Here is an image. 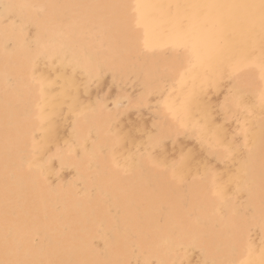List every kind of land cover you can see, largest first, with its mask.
<instances>
[{"label": "snow or ice", "instance_id": "1", "mask_svg": "<svg viewBox=\"0 0 264 264\" xmlns=\"http://www.w3.org/2000/svg\"><path fill=\"white\" fill-rule=\"evenodd\" d=\"M0 8L6 97L13 89H35L43 94L52 86L41 71L49 60H59L66 69L61 85L66 95H72L81 75L95 77L113 70L111 58L87 37L94 25L114 24L119 10L138 25L162 31L171 41L175 63L169 71L149 74L141 85L144 102L155 104L158 112L153 128L143 133L148 150L140 157L127 155L129 137L121 127L120 114L75 99L69 111L76 118L73 133L80 146L73 159L80 162L89 178L110 171L119 174L114 179L155 172L158 178L167 177L177 185L185 182L196 162L211 181L214 201L227 209L222 217L226 227L209 234L198 224L174 220L172 209L161 203L151 209L159 227L144 237L143 247L149 258H72L74 249L64 235L34 213L30 190L19 180L23 171L9 172L18 146L10 150L6 109L0 264H264V0H136L111 4L8 0L0 3ZM98 10L109 14L100 16ZM19 17L27 19L35 33L25 37L17 67H12L9 49L20 45L10 28ZM241 62L255 74L239 77L228 72ZM170 74L179 75L187 84L181 98L164 87ZM105 113L100 125L95 117ZM90 117L87 128L78 126ZM92 128H96L95 135ZM47 131L49 136L56 134L51 118ZM181 139L195 141L204 158L197 160L189 149L178 157L173 153L169 163L155 151H163L169 142L175 148ZM42 150L43 146L33 140L24 159L26 170L35 171L41 178L44 167L38 157ZM44 193L53 203L70 195L50 184ZM133 211L142 214L149 210L137 207ZM237 253L246 258L237 259Z\"/></svg>", "mask_w": 264, "mask_h": 264}, {"label": "rangeland", "instance_id": "2", "mask_svg": "<svg viewBox=\"0 0 264 264\" xmlns=\"http://www.w3.org/2000/svg\"><path fill=\"white\" fill-rule=\"evenodd\" d=\"M45 1L46 0H34L32 2L33 3H43V2L44 3H80L81 2V3L90 4V1H91V4H111V3H118V2L119 3H133L132 0H129V1H127V0H119V1L118 0H110V1H108V0H100V3H98L97 0H87V1L84 0V2H83V0H72V1L71 0H60V1L59 0H47L46 2ZM102 12H106V11L98 10V14L100 16H104V15H108L109 14L108 12H106L103 15ZM0 13H1V8H0ZM117 13H118V16H116L117 19H116V22L114 24L103 23L104 28H101V29L98 28L97 25H94L93 28H91V32L88 35V38L87 39H89V42L91 44L93 43L92 45L94 47H96V48L98 47L100 50H104L105 51L104 53H106L107 55L108 54H110V55L112 54L111 55L112 58L109 55H108V57L111 58L113 60V63L116 64L117 66H123L128 74L125 73L126 75L124 74V75L118 76V75H113V72L112 71H109L108 70L109 73H108V71H105L100 76L99 79L96 78V79H92L90 81L89 88L87 89V91L85 93H83V95H82V93L80 94V92H79V94H80L79 95V98H80V100L86 101L87 103H89L93 107H103L106 110V112H111L112 114H116V111H117V113L121 114L120 115L121 118H122L121 119V127L123 128V130H124V132L126 134H130L133 137V140H134V142L137 145L136 148H133L132 147L131 150L133 149V151L138 154V157H140L142 153H145L148 150L145 147L144 143H143V141L147 139V137L144 136L143 133L144 132H147V131H150L153 128L154 123H156L155 121L158 119V114H157V111L155 109L156 108V105L155 104H152V106L151 105L149 106L148 103L145 105L146 102H144V100L142 98L143 97V91L144 90L141 87V85H142L141 82H143V80L149 74H155V73H157L159 71H161L160 73H163L165 71L170 70L171 67L173 66V64L175 63V56L173 55V52L171 50V41L170 40H167V43H166V41L163 42V43H160V44H158L157 46H155L153 48L146 47L143 44V42H142L141 32H140V30H138L136 28V26L134 24V21H132V20L129 19L127 13L124 10H119V12H117ZM117 13H116V15H117ZM41 15H43V13H41ZM122 24H124V25H122ZM0 26L1 27L3 26V23L2 22H0ZM122 28H124V30ZM133 29L135 31H133ZM24 30H27L26 33H23L21 31H17L16 32L17 37H19V39L21 38L20 39V42H19V45H20L19 48H18V46L16 44H14L12 46V48L9 49V55L12 56V57L9 56V58L10 57L13 58V59L10 58V60H9V64L12 67H17V58H18V56L23 51V49L21 50V48H23V46H24V40H23L24 37L30 38L31 35H34V32H35L34 31L35 28L33 26L32 27L31 26L28 27V25L25 28H23V31ZM132 32H133V34H132ZM23 34H24V37H23ZM108 34H109V36H108ZM121 35L122 36H125V37L123 38ZM133 35H134V37H133ZM90 37H92V39ZM132 37L134 38L135 41L133 40ZM119 41H120V43H119ZM30 42L31 41L29 39V43ZM100 43H101V45H99ZM134 43H138L139 46H138V44L136 45ZM0 45H1L0 46V54H1L0 55V58H1V60H0V76H1L0 77V84H1L0 85V106H1L0 107V119H1L0 120V191H2L3 182H4V176H5V163L6 162L4 161L5 160V156H4V146H5V135H6V129H5V112H6V108H7L8 125L11 124V123H13V124L9 125L8 126V129H7L8 135L10 137V150L15 149L16 146H18V151H19V152L18 151L17 152L16 151L13 152L12 159L9 162V172L11 174L16 169H20L21 171H23L24 174H23L22 177H19V180L21 181V184L23 183V186H24V188L26 190H30V198H31V203H32V208H33L34 213L44 223H46L47 225H49L52 229L55 230L56 228H58V229H56L57 232H59V233L60 232L61 233L63 232L64 233V234L63 233L62 234L65 237V241L67 243H69L72 248L74 247V252L72 254V258H76V257L77 258L78 257L80 258L81 257V258H84V259H109V258L111 259V258H116L117 257V258H125V259L131 260V261H135V260H141L142 261V260L145 259L144 254L145 255L147 254L146 255V258H148L149 257L148 254L149 253L143 247L144 242H145L144 241V237H145L144 235H146L148 233L149 229H150L149 232H153V231L155 232L158 229V226H159L158 225V222L156 220L155 214L151 211V209L154 206L159 205L161 203L164 204V205L165 204L167 205V203H168L169 207H171V209L173 211V214L175 215L174 216V220H176V221H180V222L187 223V224H192V223L193 224L195 223V224H198V225L200 224L199 226L203 227L204 229H208L207 231H209V234L218 233L219 231H221L222 228H224L223 227V223L225 221L222 219V217H224V214L223 213H220L219 210L215 209L216 206H217V203L213 199V196H212V193H211V186H210V183H208L209 182L208 179L206 177H203V176H200V175L194 176V173L189 174L188 178L185 180V182L182 185H177V184L173 183L167 177H164L165 179L164 178H162V179L161 178H157L158 175L155 172L148 173V176H147V172H146L143 175H140V174H132V175H129V177L128 176H120L119 179H114V176L119 175V174L118 173L115 174L113 171H111L112 173L109 172L108 174H106V176L104 174L100 178V180L103 179V181H104V183H105L106 186H108L110 188H113L115 190L116 196H114V198H115L114 202H116L117 204H116V207H114L115 209L112 208V207H110L109 205L112 202L111 197L109 196V197H107V198L104 199L101 195H97L98 192H96L95 187L93 186V182H92L93 181L92 179H93L94 175L90 179L89 176H87V173L83 170V166L80 164V162L75 161L73 159V156H74L75 152L69 150V148L73 145L72 143H74V141L75 142L79 141V140L76 139V137H75V135L73 133V126H75L76 123L74 124V118L75 117L73 115H71L70 112L67 114V116H65L66 119H65V121L61 125V128L59 130V134H58L59 138H57V140L55 139L52 142H49V143L47 142L46 143L47 150L43 154L44 157H43V155H40L39 154L38 159L43 164V167H44V176L42 178L39 177V176H37L36 173H35V171H33L32 173H29L26 170V165L24 163V159H25V157H24V151H27V148L33 142V139H35V141L38 142V143L41 140L40 141V144L41 145H42V142L44 140L42 133L38 131L40 129L39 127L41 126V124H40L41 123L40 122V120H41V111L38 108L40 106L39 102H41V99H40L41 93L39 91L35 90V89H33L31 92H24L22 89H13V90L9 91L7 97L5 96V86H4L5 85V81H4V75H3L4 74V71H3L4 70V67L3 66L5 64V52H4L5 49L3 47L4 46V37L1 34H0ZM17 48H18V50H17ZM118 48H120L121 51H118L119 50ZM156 48L157 49L159 48L160 50L159 49L157 50ZM110 49L115 50L114 53H113V50H110ZM162 49H163V51H161ZM109 52H111V53H109ZM156 52H159V53L156 54ZM144 53H146V54H144ZM148 54H149V56H148ZM146 55H147V57H146ZM165 55L167 56L166 58H165ZM169 56H171V57H169ZM125 57H126V59H125ZM142 57H144V58H142ZM139 58H140V60H139ZM119 59H120V61H119ZM154 60H156V61H154ZM133 61L134 62L136 61L137 63L136 62L135 63H132ZM146 61H147V63H145ZM157 61H158V63L156 64ZM11 62H13V63H11ZM132 65H134L133 67L135 69L132 67ZM135 66H137L138 69ZM235 67H236V69H235ZM237 67L238 68L239 67H242L241 70H240L241 73H244L245 71H248L249 74H255V72H254L255 70L254 69H252L250 67L248 68V66L247 65H244V63H242V62L241 63H238L237 65H235L232 68H229L228 69V72H230L232 74L235 72V74L237 76L238 70H239ZM157 69L158 70L160 69V70L158 71ZM134 73H136V74H134ZM137 73L139 74V76H138ZM51 75H52V73H51ZM130 76H132V77H130ZM142 76L145 77V78H143ZM137 77H138V79H137ZM118 78H119V80H118ZM122 78H123L124 81L122 80ZM114 80H115V82H114ZM130 80L132 82H130ZM119 81H120V83H119ZM127 81H128V83H127ZM225 82H227V79L225 80ZM121 83L122 84L124 83V84L122 85ZM129 83H131V84H129ZM119 86H120V88L122 90L119 88ZM164 86L167 88L168 93L172 94L176 98H181V94L182 93L184 94V92H185V90L187 88L186 82L184 80H182V78L179 75H175V74H170L169 75V77L167 78L166 83H165ZM130 90H132V91H130ZM140 90H143V91H140ZM118 91H120V92H118ZM119 93L121 94V96H120ZM132 93H134L136 95L134 96V94H132ZM129 94H131V96ZM105 95H106V97H105ZM137 95H138V97H137ZM118 96H120V97H118ZM217 98L219 100H222V97L221 98L220 97H217ZM21 99H22V101H21ZM8 101H9L10 104L8 103ZM17 101H18V103H17ZM19 102H21V103H19ZM30 102H32V103H30ZM6 103H8V104H6ZM22 103H24V105ZM33 103L36 105V107L34 106ZM14 106L15 107L17 106L18 108L17 107L15 108ZM26 106H28V107H26ZM32 106H34L33 107V110H31V107ZM138 108H139V110H138ZM24 110H25V113L26 114H24ZM37 113H38V116L39 117L37 116ZM16 114L18 116H16ZM105 117H106V113L103 116L100 115V114H97V116L95 117V119L97 121H101V123H103V120L105 119ZM255 118H256V120H258V116H256ZM88 119H86V120L85 119H82L80 121V125L82 126V128H87L89 126V123H90V121H91L92 118L90 117V119L89 120ZM84 121H85V123H83ZM16 127H18V128H16ZM17 130H19V132ZM32 130H34V131H32ZM92 132H93V135H95L94 128H92ZM31 133L32 134L34 133L33 136L31 135ZM31 138H33V139H31ZM29 140L31 142H29ZM67 144L70 145V146H68ZM23 149H25V150L23 151ZM189 149L194 150L195 151V154H196V152L198 150V146H197L196 142L195 141H192V140H184V139H181L180 141L177 142L175 148H173L172 143L169 142V143H167L164 146L163 151H161L160 149H155V151L158 154H160L161 156L166 157L168 159V162L171 163V157H172V154L173 153H175L176 156L178 157L180 155L179 153H181V151L187 152ZM197 156H198V158L200 160L204 158V154L201 153L200 151L197 153ZM17 157H18V159H17ZM52 157H53V159H52ZM57 158L60 159L59 160L60 161L59 163H61V164L58 163V159ZM61 158H62L63 161H65V159H67L72 164L69 163L70 164L69 166H68V164L65 165L62 162ZM17 163H18V165H17ZM16 165H17V167H16ZM76 165H78L79 171H78V167H75ZM72 166H73V168H72ZM47 171L49 172V174H48ZM190 176H192L193 178L190 177ZM69 177H70V179H69ZM85 177H87V179H85ZM123 177L124 178L126 177V178L124 179ZM79 178H81L80 179L81 181L79 180ZM106 178L109 179V180L107 181ZM13 179H17V178L16 177L15 178L13 177ZM137 179L139 180L138 182H137ZM84 181H85V184H84ZM189 181H191V182H189ZM89 183H91V184H89ZM49 184L50 185L53 184L52 185L53 187L57 188L58 190H60L62 192H64V191L66 192V190H67L66 193H68L70 195L66 199H63V200L61 199L59 201V203H57L59 205H57L56 203H53V202H52L53 203L52 204L50 202L51 200L49 201L48 198L46 197L45 193H44V188L47 185H49ZM115 184L117 185V187H116ZM121 184H123V186ZM65 185H67V186H65ZM72 186H74V187L72 188ZM89 186H91V187L89 188ZM76 187L77 188L79 187V188L76 189ZM183 187H184V189H183ZM32 189H34V190H32ZM125 189H127V190H125ZM149 189H151L152 192ZM187 189H190V190H187ZM198 190H200V191H198ZM206 190H208V191H206ZM153 191H154V194H153ZM166 191H168V192H166ZM88 192L90 193V195H89ZM123 192H124L125 195L123 194ZM189 192H190V194H189ZM155 193H156V195H155ZM163 193H164V195H163ZM167 193H168V195H166ZM78 194H79V196H78ZM92 195H94L95 197L92 199L93 201L91 200V202H90V199L91 198H89V197H91ZM122 195H124V197ZM158 195H160V196H158ZM82 196H83V198H82ZM164 196H166V197H164ZM118 197H120L121 199L118 198ZM160 197H163L164 200L162 198H160ZM146 198H148V199H146ZM207 198H209V199H207ZM79 199H81V200H79ZM86 199H87V201H85ZM194 200H196V201H194ZM45 201H47V202H45ZM108 201H109V203H108ZM44 202H45V204H44ZM64 202H65V205H64ZM86 202H88L89 204L86 203ZM209 202H210V204H209ZM212 202H214V203H212ZM78 203H80V204L81 203H84V206H87L89 208L87 210H89V211H93L92 209H94V210L96 209L97 210V214H98V219L95 222L92 221V220H90L87 216H85L81 212V210H80L81 208L78 207V206H80V204H78ZM149 204H150V206H149ZM207 204L209 205V207H207L208 206ZM52 205H53L54 208L52 207ZM56 206H58V207L56 208ZM197 206H198V208H197ZM137 207L138 208H141V209H145V207H146L149 211H147L146 213H142V214L141 213H134V211H132V210L134 208H137ZM75 208H76V211L77 212L74 211ZM59 209H61V211ZM66 209H67V211H66ZM192 209L194 211H192ZM198 209H199V211H198ZM115 210H116L117 214H116ZM121 210L123 211L122 213H124V215L126 214V216H129V217L131 216V228L134 231H136L133 235L132 234H127V235L124 234V235H122L121 232L123 230L120 232L119 228L117 227V224H115L116 223L115 222V218L117 217V215H119V212H121ZM55 211L58 212L59 214L58 213L56 214ZM80 212L82 214H80ZM130 212H131L132 215L130 214ZM193 212H195V214H197V215H195ZM204 212H205V215H204ZM112 213H114V214L111 215ZM127 213H129V214H127ZM61 214H62V216H61ZM137 214H139L140 216L137 215ZM186 215H187V217H186ZM137 216H139V217H137ZM202 218H205V219H203V221H202ZM207 218H209V219H207ZM58 220H59V222H58ZM135 220H137V221L135 222ZM98 221H99V223H98ZM205 221H207L209 223L208 226H206V224L204 223ZM65 222H70V226L68 227V229L66 228V223ZM86 222H88V223H86ZM105 222L110 226L111 229L114 226L113 229L115 231L118 230L116 232V234H115V236H116V239L115 240L117 241V243L116 244H113L111 246V252H112V254H111V256H108V257L105 255V248L104 247L106 246V242L110 244V242L112 243L113 241H115L113 239L115 236H109L108 237V239L111 240L110 242H108V240L100 239L98 237V234H99V232L101 230L100 228L103 226V224ZM144 222H146V223L144 224ZM137 223H139V224H137ZM83 226H84V228H83ZM210 226H211V228H210ZM137 231H138V233H137ZM210 231H212V232H210ZM89 234L90 235L93 234V235L90 236ZM120 234H121V236H120ZM83 235H84V238H83ZM117 235H119L118 237L121 238V239H119L117 237ZM127 236H128V238H127ZM87 237H88V239H87ZM89 238L91 239V241H90ZM94 238L95 239L97 238V239L94 241ZM126 239H129V240H127L128 242L126 241ZM81 241H82V243H81ZM93 241H94V244H92ZM79 242H80V244H79ZM104 242H105V244H104ZM81 244L82 245L84 244L83 246L85 248ZM135 247H136V249H134ZM127 251H129V252H127ZM139 251H143V252L145 251V252L144 253L142 252V254H141V253H139ZM126 252H127L128 255L126 254ZM137 253H138V256H137ZM75 254H77V255H75ZM78 254H80V256ZM237 254H238V256L236 255V258H238V259H240V258H246L244 256V254H242V253H237ZM104 255L106 256V258H103ZM130 256L133 258V260L131 259ZM136 257H137V259H136ZM142 257H144V258H142ZM152 258H154V257H152Z\"/></svg>", "mask_w": 264, "mask_h": 264}, {"label": "bare ground", "instance_id": "3", "mask_svg": "<svg viewBox=\"0 0 264 264\" xmlns=\"http://www.w3.org/2000/svg\"><path fill=\"white\" fill-rule=\"evenodd\" d=\"M1 2L0 3H2V2H8V0H0ZM32 1H34V0H13V2H32ZM47 1V0H46ZM45 1V2H46ZM60 1V0H59ZM72 1V0H71ZM87 1V0H86ZM108 1H110V0H108ZM119 1V0H118ZM127 1H129V0H127ZM133 1V3L134 2H136V0H132ZM83 2H84V0H83ZM97 2L98 3H100V0H97ZM146 2H151V0H146ZM44 3V2H43ZM81 3V2H80ZM96 3V2H95ZM119 3V2H118ZM90 4H91V1H90ZM103 11H105V10H103ZM119 12V11H118ZM1 13H3V9L1 8ZM0 13V14H1ZM103 13V15H104V13H106V12H102ZM124 14V13H123ZM116 16H118V13H117V15ZM123 16V15H122ZM122 18V17H121ZM128 21V20H127ZM123 23V22H122ZM133 23V22H132ZM134 24H135V26H136V28L138 29V30H140V32H141V39H142V42H143V44L146 46V47H148V48H153V47H155V46H157L158 44H160V43H163V42H165L166 41V43H167V40H170L162 31H160L159 29H157L156 27H154V26H151V25H138L137 23H135L134 22ZM28 25V27H30L31 26V24H30V22L27 20V19H25V18H23V17H19V18H17V20H16V23H15V25L13 26V27H11L10 28V32L14 35V38H15V40H17L18 42H20V39H19V37H17V35H16V32L17 31H21V32H23V33H26V31L27 30H24L23 31V28H25L26 26ZM30 25V26H29ZM122 25H124V24H122ZM97 26H98V28H104V25H103V23H99V24H97ZM133 26V25H132ZM32 27V26H31ZM93 28V27H92ZM135 28V27H134ZM135 28V29H136ZM123 30H124V28H122ZM33 30V29H32ZM95 30V29H94ZM117 30V29H116ZM128 30V29H127ZM35 31V30H34ZM98 31V30H97ZM118 31V30H117ZM126 31V30H125ZM133 31H135L134 29H133ZM137 31V30H136ZM30 32V31H29ZM111 32V31H110ZM116 32V31H115ZM139 32V31H138ZM35 33V32H34ZM97 33V32H96ZM101 33V32H100ZM0 34L4 37V26H0ZM106 34V33H105ZM132 34H133V32H132ZM26 35V34H25ZM117 35V34H116ZM138 35V34H137ZM19 36V35H18ZM27 36V35H26ZM29 36V35H28ZM32 36V35H31ZM92 36V35H91ZM108 36H109V34H108ZM120 36V35H119ZM122 36V35H121ZM23 37H24V34H23ZM94 37V36H93ZM100 37V36H99ZM123 38L125 37V36H122ZM133 37H134V35H133ZM132 37V38H133ZM137 37V36H136ZM88 38V37H87ZM91 39H92V37H90ZM96 38V37H95ZM101 38V37H100ZM109 38V37H108ZM97 39V38H96ZM95 39V40H96ZM99 39V38H98ZM113 39V38H112ZM136 39V38H135ZM23 40H25V37H24V39ZM89 40V39H88ZM101 40V39H100ZM109 40V39H108ZM120 40V39H119ZM133 40H134V38H133ZM126 41V40H125ZM135 41V40H134ZM92 42V41H91ZM99 42V41H98ZM103 42V41H102ZM95 43V42H94ZM119 43H120V41H119ZM93 44V43H92ZM98 44V43H97ZM134 44H138V43H134ZM99 45H101V43L99 44ZM98 45V46H99ZM108 45V44H107ZM164 45V44H163ZM162 45V46H163ZM166 45V44H165ZM1 46V45H0ZM104 46V45H103ZM109 46V45H108ZM138 46H139V44H138ZM4 47V46H3ZM160 47V46H159ZM19 48V47H18ZM18 48H17V50H18ZM98 48V47H97ZM121 48V47H120ZM120 48H118L119 50L118 51H121L120 50ZM163 48V47H162ZM169 48V47H168ZM16 49V48H15ZM23 48H21V50H22ZM99 49V48H98ZM106 49V48H105ZM157 49V48H156ZM159 49V48H158ZM157 49V50H158ZM110 50H113V49H110ZM141 50V49H140ZM150 50V49H149ZM160 50V49H159ZM108 51V50H107ZM114 51L115 50H113V53H114ZM123 51V50H122ZM152 51V50H151ZM154 51V50H153ZM161 51H163V49L161 50ZM5 52V51H4ZM18 52V51H17ZM101 52L102 53H104L105 51L104 50H101ZM149 52V51H148ZM165 52V51H164ZM109 53H111V52H109ZM121 53V52H120ZM151 53V52H150ZM159 52H156V54H158ZM104 54H106V53H104ZM119 54V53H118ZM144 54H146V53H144ZM161 54V53H160ZM164 54V53H163ZM162 54V55H163ZM1 55V54H0ZM107 55V54H106ZM109 56H111L110 54H108ZM107 55V56H108ZM114 55V54H113ZM116 55V54H115ZM143 55V54H142ZM9 56H11V55H9ZM117 56V55H116ZM132 56V55H131ZM148 56H149V54H148ZM161 56V55H160ZM12 57V56H11ZM10 57V58H11ZM115 57V56H114ZM134 57V56H133ZM146 57H147V55H146ZM167 56L165 55V58H166ZM169 57H171V56H169ZM10 58H9V60H10ZM111 58H112V56H111ZM142 58H144V57H142ZM149 58V57H148ZM11 59H13V58H11ZM125 59H126V57H125ZM163 59V58H162ZM0 60H1V58H0ZM112 60V59H111ZM139 60H140V58H139ZM149 60V59H148ZM147 60V61H148ZM158 60V59H157ZM161 60V59H160ZM165 60V59H164ZM13 61V60H12ZM113 61V60H112ZM119 61H120V59H119ZM147 61L145 62V63H147ZM154 61H156V60H154ZM159 61V60H158ZM158 61L156 62V64L158 63ZM136 62V61H135ZM134 61L132 62V63H135ZM161 62V61H160ZM11 63H13V62H11ZM16 63V62H15ZM130 63V62H129ZM128 63V64H129ZM137 63V62H136ZM149 64V63H148ZM155 64V63H154ZM144 65V64H143ZM245 65V64H244ZM3 66V65H2ZM126 66V65H125ZM134 65H132V67H133ZM138 66V65H137ZM137 66H135L136 68H137ZM148 66V65H147ZM166 66V65H165ZM4 67V66H3ZM127 67V66H126ZM129 67V66H128ZM243 67V66H242ZM242 67H237L239 70H238V74H237V76H239V77H245V76H247V75H249V73H248V71H245L244 73H241L240 72V70H241V68ZM131 68V67H130ZM134 68V67H133ZM159 68V67H158ZM244 68V67H243ZM247 68V67H246ZM248 68H249V66H248ZM135 69V68H134ZM138 69V68H137ZM235 69H236V67H235ZM144 70V69H143ZM158 70V69H157ZM160 70V69H159ZM158 70V71H159ZM4 71V70H3ZM41 71L45 74V76L47 77V79L51 82V87H49V88H47L44 92H43V94H41L40 95V99H41V102H39V104H40V106L38 107L39 109H40V111H41V120H40V124H41V126L39 127L40 129L38 130L39 132H41L42 133V135H43V138H44V140H43V142H42V145H43V150H42V152L40 153V155H43L44 153H45V151L47 150V145H46V143L48 142H52V141H54L55 139L57 140V138H59V136H58V134H59V130H60V128H61V125H62V123L65 121V119H66V117L65 116H67V114L70 112L69 111V106L71 105V104H73L74 103V100L75 99H79L80 100V98H79V95L82 93V95H83V93H85L86 91H87V89L89 88V85H90V81L92 80V79H99L100 78V76L102 75H97V76H95V77H88V76H86V75H81L80 77H79V79L77 80V82H76V85H75V88H74V90H73V93H72V95H66L65 94V91H64V89L61 87V85L63 84V76H64V73H65V71H66V69H65V67L61 64V62L59 61V60H49L48 62H47V64L46 65H42L41 66ZM109 71H112L113 72V75H118V76H121V75H124L125 73H127L126 72V70H125V68L123 67V66H117L116 64H114L113 63V70H109ZM109 71H108V73H109ZM142 71V70H141ZM169 71V70H168ZM251 71V70H250ZM136 72V71H135ZM159 72H161V71H159ZM255 72V71H254ZM51 73H52V75H51ZM140 73V72H139ZM152 73V72H151ZM128 74V73H127ZM132 74V73H131ZM134 74H136V73H134ZM138 74V73H137ZM141 74V73H140ZM233 74H235V72L233 73ZM4 75V74H3ZM126 75V74H125ZM142 75V74H141ZM236 75V74H235ZM129 76V75H128ZM138 76H139V74H138ZM1 77V76H0ZM130 77H132V76H130ZM143 77V76H142ZM120 78V77H119ZM119 78H118V80H119ZM127 78V77H126ZM129 78V77H128ZM136 78V77H135ZM143 78H145V77H143ZM82 79V80H81ZM137 79H138V77H137ZM122 80H123V78H122ZM142 80V79H141ZM172 80V79H171ZM124 81V80H123ZM114 82H115V80H114ZM130 82H132L131 80H130ZM140 82V81H139ZM117 83V82H116ZM119 83H120V81H119ZM127 83H128V81H127ZM142 83V82H141ZM122 84V83H121ZM124 84V83H123ZM122 84V85H123ZM129 84H131V83H129ZM1 85V84H0ZM5 86V85H4ZM127 86V85H126ZM178 86V85H177ZM165 87V86H164ZM119 88H120V86H119ZM105 89V88H104ZM121 89V88H120ZM143 89V88H142ZM179 89V88H178ZM122 90V89H121ZM126 90V89H125ZM170 90V89H169ZM38 91V90H37ZM94 91V90H93ZM114 91V90H113ZM116 91V90H115ZM130 91H132V90H130ZM140 91H143V90H140ZM79 92H80V94H79ZM106 92V91H105ZM118 92H120V91H118ZM117 92V93H118ZM134 92V91H133ZM137 92V91H136ZM139 92V91H138ZM131 93V92H130ZM20 94V93H19ZM105 94V93H104ZM107 94V93H106ZM114 94V93H113ZM120 94V93H119ZM132 94H134V93H132ZM138 94V93H137ZM21 95V94H20ZM130 96H131V94H129ZM136 94H134V96H135ZM141 95V94H140ZM182 95H183V93L181 94V97H182ZM33 96V95H32ZM120 96H121V94H120ZM120 96H118V97H120ZM3 97V96H2ZM105 97H106V95H105ZM137 97H138V95H137ZM142 97V96H141ZM115 98V97H114ZM143 98V97H142ZM221 98V97H220ZM18 99V98H17ZM105 99V98H104ZM34 100V99H33ZM36 100V99H35ZM118 100V99H117ZM120 100V99H119ZM19 101V100H18ZM18 101H17V103H18ZM21 101H22V99H21ZM29 101V100H28ZM138 101V100H137ZM27 102V101H26ZM8 103H9V101H8ZM8 103H6V104H8ZM19 103H21V102H19ZM25 103V102H24ZM24 103H22L23 105H24ZM30 103H32V102H30ZM38 103V102H37ZM99 103V102H98ZM10 104V103H9ZM34 104V103H33ZM147 103H145V105H146ZM106 105V104H105ZM138 105V104H137ZM140 105V104H139ZM29 106V105H28ZM28 106H26V107H28ZM34 106L36 107V105L34 104ZM34 106H32L31 107V110H33V107ZM130 106V105H129ZM134 106V105H133ZM150 106V105H149ZM152 106V105H151ZM1 107V106H0ZM15 107V106H14ZM17 107V106H16ZM15 107V108H16ZM25 107V106H24ZM30 107V106H29ZM118 107V106H117ZM126 107V106H125ZM146 107V106H145ZM148 107V106H147ZM18 108V107H17ZM21 108V107H20ZM155 108V107H154ZM7 109V108H6ZM24 109V108H23ZM28 109V108H27ZM156 109V108H155ZM36 110V109H35ZM123 110V109H122ZM130 110V109H129ZM128 110V111H129ZM138 110H139V108H138ZM29 111V110H28ZM131 111V110H130ZM144 111V110H143ZM20 112V111H19ZM134 112V111H133ZM12 113V112H11ZM14 113V112H13ZM18 113V112H17ZM23 113V112H22ZM53 113H54V115H53ZM116 113H117V111H116ZM121 113V112H120ZM140 113V112H139ZM24 114H26L25 113V110H24ZM124 114V113H123ZM133 114V113H132ZM138 114V113H137ZM157 114H158V112H157ZM121 115V114H120ZM127 115V114H126ZM151 115V114H150ZM10 116V115H9ZM13 116V115H12ZM16 116H18L17 114H16ZM35 116V115H34ZM37 116H38V113H37ZM258 116V115H257ZM15 117V116H14ZM39 117V116H38ZM13 118V117H12ZM11 118V119H12ZM53 119L54 120V123H55V129H56V134H55V136H49L48 135V131H47V129H48V121H49V119ZM154 118V117H153ZM10 119V118H9ZM90 119V118H89ZM88 119V120H89ZM256 119V118H255ZM1 120V119H0ZM86 120V119H85ZM258 120H259V116H258ZM258 120H257V122H258ZM11 121V120H10ZM157 121V120H156ZM155 121V122H156ZM88 122V121H87ZM38 123V122H37ZM76 123V119L74 118V124ZM83 123H85V121L83 122ZM98 123L100 124V125H102V123H101V121H98ZM11 124H13V123H11ZM11 124H9V125H11ZM39 124V125H40ZM73 124V125H74ZM8 125V126H9ZM37 125V124H36ZM38 125V126H39ZM153 125V124H152ZM37 126V127H38ZM75 126H77V125H75ZM80 128H82V126L80 125V123H79V125H78ZM36 127V128H37ZM74 127V126H73ZM16 128H18V127H16ZM18 132H19V130H17ZM32 131H34V130H32ZM94 131H96V128H94ZM29 133V132H28ZM25 134V133H24ZM34 134V133H33ZM33 134L31 133V135L33 136ZM126 134V133H125ZM29 135V134H28ZM75 135V134H74ZM128 137H129V140H128V142H127V144H126V154L127 155H135V156H137L138 157V154L136 153V152H134L133 151V149L131 150V148L133 147V148H136V143L134 142V140H133V137L130 135V134H126ZM35 136V135H34ZM41 137V136H40ZM62 137V136H61ZM75 137H76V139L77 140H79V138H78V136H76L75 135ZM17 138V137H16ZM35 138V137H34ZM31 139H33V138H31ZM33 140H35V139H33ZM59 140V139H58ZM62 140V139H61ZM75 140V139H74ZM41 141V140H40ZM40 141H39V143H40ZM29 142H31L30 140H29ZM68 143V142H67ZM51 144V143H50ZM56 144V143H55ZM63 144V143H62ZM69 144V143H68ZM67 144V145H68ZM73 145L69 148V150H71V151H74V152H76L77 150H78V148H79V141H77V142H75V144L74 143H72ZM28 145V144H27ZM57 145V144H56ZM68 146H70V145H68ZM197 146H198V144H197ZM55 147V146H54ZM58 147V146H57ZM60 147V146H59ZM64 147V146H63ZM194 149V148H193ZM25 149H23V151H24ZM194 153H195V151L194 150H192ZM200 151V149H199V146H198V150H197V152H196V155H197V153ZM17 152V151H16ZM19 152V151H18ZM51 152V151H50ZM53 152V151H52ZM69 152V151H68ZM73 152V153H74ZM174 152V151H173ZM26 153H27V151H24V157H26ZM17 154V153H16ZM62 154V153H61ZM141 154V153H140ZM180 154V153H179ZM165 155V154H164ZM176 155V154H175ZM178 155V154H177ZM54 156V155H53ZM67 156V155H66ZM43 157H44V155H43ZM47 157V156H46ZM51 157V156H50ZM56 158V157H55ZM17 159H18V157H17ZM52 159H53V157H52ZM58 159V158H57ZM56 159V160H57ZM60 159H58V163L60 162L59 161ZM61 160H62V158H61ZM197 160H200L199 158H198V156H197ZM5 161V160H4ZM22 162V161H21ZM56 162V161H55ZM62 162L66 165V164H68V166L70 165V164H72L71 162H69L67 159H65V161H63L62 160ZM57 163V162H56ZM70 163V164H69ZM59 164H61V163H59ZM17 165H18V163H17ZM17 165H16V167H17ZM21 165V164H20ZM23 165V164H22ZM64 165V166H65ZM21 167V166H20ZM75 167H78V165H76ZM14 168V167H13ZM72 168H73V166H72ZM13 170V169H12ZM71 170V169H70ZM78 171H79V167H78ZM77 171V172H78ZM48 172V171H47ZM62 172V171H61ZM111 172V171H110ZM51 173V172H50ZM112 173V172H111ZM191 173H194V176H196V175H200V176H203V177H206L207 179H208V183H210V186H211V181H210V179L205 175V170H204V168H203V166L202 165H199L198 163H196V162H194L193 163V165H192V167H191V169H190V171L186 174V176H185V180L188 178V176H189V174H191ZM48 174H49V172H48ZM82 174V173H81ZM116 174V173H115ZM114 174V175H115ZM157 174V173H156ZM155 174V175H156ZM78 175V174H77ZM102 175H104V174H99V175H94V177H93V186L95 187V190H96V192H98L97 193V195H101L104 199L105 198H107V197H111V199H112V202L110 203V207H112V208H114V207H116V202H114V200H115V198H114V196H116V193H115V190L113 189V188H110V187H108V186H106L105 185V183H104V181H103V179L102 180H100V178L102 177ZM48 176V175H47ZM50 176V175H49ZM88 176V175H87ZM105 176H106V174H105ZM147 176H148V172H147ZM146 176V177H147ZM74 177V176H73ZM108 177V176H107ZM129 177V176H128ZM190 177H192V176H190ZM15 178V177H14ZM49 178V177H48ZM82 178V177H81ZM81 178H79V180L81 179ZM112 178V177H111ZM124 178V177H123ZM126 178V177H125ZM124 178V179H125ZM158 178V177H157ZM193 178V177H192ZM61 179V178H60ZM69 179H70V177H69ZM85 179H87V177H85ZM91 179V178H90ZM107 179V178H106ZM162 179V178H161ZM165 179V178H164ZM204 179V178H203ZM51 180V179H50ZM64 180V179H63ZM74 180V179H73ZM77 180V179H76ZM109 179H107V181H108ZM157 180V179H156ZM59 181V180H58ZM81 181V180H80ZM112 181V180H111ZM120 181V180H119ZM127 181V180H126ZM139 180L137 179V182H138ZM158 181V180H157ZM164 181V180H163ZM166 181V180H165ZM25 182V181H24ZM73 182V181H72ZM117 182V181H116ZM135 182V181H134ZM189 182H191V181H189ZM188 182V183H189ZM20 183H21V181H20ZM58 183V182H57ZM64 183V182H63ZM82 183V182H81ZM87 183V182H86ZM114 183V182H113ZM136 183V182H135ZM146 183V182H145ZM162 183V182H161ZM172 183V182H171ZM194 183V182H193ZM207 183V184H208ZM25 184V183H24ZM36 184V183H35ZM84 184H85V181H84ZM88 184V183H87ZM89 184H91V183H89ZM117 184V183H116ZM115 184V185H116ZM22 185H23V183H22ZM53 185V184H52ZM58 185V184H57ZM75 185V184H74ZM122 186H123V184H121ZM164 185V184H163ZM55 186V185H54ZM65 186H67V185H65ZM76 186V185H75ZM78 186V185H77ZM130 186V185H129ZM158 186V185H157ZM169 186V185H168ZM185 186V185H184ZM198 186V185H197ZM74 186H72V188H73ZM87 187V186H86ZM91 186H89V188H90ZM116 187H117V185H116ZM125 187V186H124ZM127 187V186H126ZM143 187V186H142ZM150 187V186H149ZM164 187V186H163ZM182 187V186H181ZM180 187V188H181ZM209 187V186H208ZM79 188V187H78ZM77 187H76V189H78ZM140 188V187H139ZM193 188V187H192ZM196 188V187H195ZM206 188V187H205ZM71 189V188H70ZM75 189V188H74ZM122 189V188H121ZM130 189V188H129ZM134 189V188H133ZM132 189V190H133ZM137 189V188H136ZM143 189V188H142ZM148 189V188H147ZM164 189V188H163ZM183 189H184V187H183ZM208 189V188H207ZM210 189V188H209ZM32 190H34V189H32ZM89 190V189H88ZM125 190H127V189H125ZM150 191H151V189H149ZM157 190V189H156ZM187 190H190V189H187ZM201 190V189H200ZM200 190H198V191H200ZM84 191V190H83ZM120 191V190H119ZM145 191V190H144ZM161 191V190H160ZM169 191V190H168ZM168 191H166V192H168ZM181 191V190H180ZM184 191V190H183ZM206 191H208V190H206ZM65 192V191H64ZM66 192H67V190H66ZM65 192V193H66ZM77 192V191H76ZM95 192V193H96ZM126 192V191H125ZM129 192V191H128ZM134 192V191H133ZM152 192V191H151ZM89 193V192H88ZM120 193V192H119ZM132 193V192H131ZM165 193V192H164ZM164 193H163V195H164ZM123 194H124V192H123ZM148 194V193H147ZM153 194H154V191H153ZM181 194V193H180ZM189 194H190V192H189ZM197 194V193H196ZM89 195H90V193H89ZM95 195V194H94ZM94 195H92L91 197H89V198H91L90 199V202H91V200L96 196H94ZM125 195V194H124ZM124 195H122L123 197H124ZM133 195V194H132ZM138 195V194H137ZM155 195H156V193H155ZM162 195V194H161ZM166 195H168V193L166 194ZM179 195V194H178ZM78 196H79V194H78ZM77 196V197H78ZM158 196H160V195H158ZM172 196V195H171ZM209 196V195H208ZM130 197V196H129ZM153 197V196H152ZM164 197H166V196H164ZM180 197V196H179ZM186 197V196H185ZM82 198H83V196H82ZM87 198V197H86ZM118 198H120V197H118ZM141 198V197H140ZM156 198V197H155ZM160 198H162L163 199V197H160ZM169 198V197H168ZM203 198V197H202ZM85 199V198H84ZM121 199V198H120ZM146 199H148V198H146ZM151 199V198H150ZM177 199V198H176ZM207 199H209V198H207ZM211 199V198H210ZM49 200V199H48ZM63 200V199H62ZM79 200H81V199H79ZM97 200V199H96ZM100 200V199H99ZM159 200V199H158ZM164 200V199H163ZM174 200V199H173ZM50 201V200H49ZM76 201V200H75ZM85 201H87V199L85 200ZM84 201V202H85ZM93 201V200H92ZM106 201V200H105ZM151 201V200H150ZM161 201V200H160ZM166 201V200H165ZM194 201H196V200H194ZM200 201V200H199ZM208 201V200H207ZM51 203H52V201H50ZM77 202V201H76ZM103 202V201H102ZM153 202V201H152ZM159 202V201H158ZM86 203H88V202H86ZM105 203V202H104ZM108 203H109V201H108ZM107 203V204H108ZM123 203V202H122ZM127 203V202H126ZM143 203V202H142ZM199 203V202H198ZM205 203V202H204ZM212 203H214V202H212ZM44 204H45V202H44ZM50 204V203H49ZM53 204V203H52ZM57 204V203H56ZM62 204V203H61ZM71 204V203H70ZM78 204H80V203H78ZM89 204V203H88ZM134 204V203H133ZM193 204V203H192ZM209 204H210V202H209ZM57 205H59V204H57ZM64 205H65V202H64ZM74 205V204H73ZM95 205V204H94ZM100 205V204H99ZM121 205V204H120ZM123 205V204H122ZM166 205V204H165ZM167 205H168V203H167ZM166 205V206H167ZM177 205V204H176ZM208 205V204H207ZM55 206V205H54ZM62 206V205H61ZM76 206V205H75ZM125 206V205H124ZM149 206H150V204H149ZM169 206V205H168ZM188 206V205H187ZM44 207V206H43ZM52 207H53V205H52ZM58 206H56V208H57ZM60 207V206H59ZM65 207V206H64ZM79 208H81L80 210H81V212L85 215V216H87L90 220H92V221H96L97 219H98V214H97V210L95 209H92L93 211H89V210H87V209H89L87 206H84V203H81L80 204V206H78ZM77 207V208H78ZM97 207V206H96ZM99 207V206H98ZM192 207V206H191ZM194 207V206H193ZM207 207H209V205L207 206ZM54 208V207H53ZM70 208V207H69ZM74 208V207H73ZM91 208V207H90ZM122 208V207H121ZM126 208V207H125ZM143 208V207H142ZM146 208V207H145ZM171 208V207H170ZM173 208V207H172ZM197 208H198V206H197ZM46 209V208H45ZM44 209V210H45ZM98 209V208H97ZM115 209V208H114ZM117 209V208H116ZM141 209V208H140ZM151 209V208H150ZM185 209V208H184ZM201 209V208H200ZM215 209H217V210H219L220 211V213H223L224 214V216L227 214V209L226 208H223L222 206H220V205H218L217 204V206H216V208ZM54 210V209H53ZM60 211H61V209H59ZM64 210V209H63ZM69 210V209H68ZM109 210V209H108ZM175 210V209H174ZM206 210V209H205ZM212 210V209H211ZM58 211V210H57ZM59 211V212H60ZM66 211H67V209H66ZM74 211L75 212H77L76 211V208L74 209ZM79 211V210H78ZM125 211V210H124ZM129 211V210H128ZM133 211V210H132ZM192 211H194L193 209H192ZM198 211H199V209H198ZM65 212V211H64ZM80 212V214H82ZM114 212V211H113ZM115 212H116V210H115ZM123 211L121 210V212H119V215H117V217L115 218V224H117V227L119 228V230H120V232L122 233V235H124V234H134L136 231H134L132 228H131V216L129 217V216H126V214L124 215V213H122ZM184 212V211H183ZM190 212V211H189ZM206 212V211H205ZM205 212H204V215H205ZM55 213L57 214L58 212H56L55 211ZM176 213V212H175ZM185 213V212H184ZM194 214H195V212H193ZM59 214V213H58ZM63 214V213H62ZM62 214H61V216H62ZM107 214V213H106ZM110 214V213H109ZM108 214V215H109ZM114 213H112L111 215H113ZM116 214H117V212H116ZM127 214H129V213H127ZM130 214H131V212H130ZM187 214V213H186ZM199 214V213H198ZM107 215V216H108ZM132 215V214H131ZM137 215H139V214H137ZM195 215H197V214H195ZM45 216V215H44ZM53 216V215H52ZM81 216V215H80ZM140 216V215H139ZM139 216H137V217H139ZM175 216V215H174ZM192 216V215H191ZM199 216V215H198ZM65 217V216H64ZM68 217V216H67ZM104 217V216H103ZM109 217V216H108ZM186 217H187V215H186ZM204 217V216H203ZM222 217V216H221ZM62 218V217H61ZM102 218V217H101ZM107 218V217H106ZM134 218V217H133ZM191 218V217H190ZM88 219V220H89ZM109 219V218H108ZM147 219V218H146ZM194 219V218H193ZM192 219V220H193ZM203 219H205V218H202V221H203ZM207 219H209V218H207ZM46 220V219H45ZM60 220V219H59ZM59 220H58V222H59ZM100 220V219H99ZM195 220V219H194ZM193 220V221H194ZM57 221V220H56ZM80 221V220H79ZM137 220H135V222H136ZM142 221V220H141ZM53 222V221H52ZM78 222V221H77ZM89 222V221H88ZM88 222H86V223H88ZM156 222V221H155ZM154 222V223H155ZM190 222V221H189ZM196 222V221H195ZM214 222V221H213ZM66 223V228L68 229V227L70 226V222H65ZM93 223V222H92ZM98 223H99V221H98ZM134 223V222H133ZM146 222H144V224H145ZM205 224H206V226H208L209 225V223L207 222V221H205L204 222ZM62 224V223H61ZM82 224V223H81ZM94 224V223H93ZM137 224H139V223H137ZM193 224V223H192ZM195 224V223H194ZM214 224V223H213ZM55 225V224H54ZM59 225V224H58ZM135 225V224H134ZM133 225V226H134ZM141 225V224H140ZM159 225V224H158ZM200 225V224H199ZM220 225V224H219ZM60 226V225H59ZM64 226V225H63ZM113 226V225H112ZM137 226V225H136ZM203 226V225H202ZM213 226V225H212ZM159 227V226H158ZM214 227V226H213ZM219 227V226H218ZM223 227L225 228L226 227V224H225V222L223 223ZM56 228V227H55ZM83 228H84V226H83ZM100 228V227H99ZM113 228H114V226H113ZM111 229L110 228V226L105 222L104 224H103V226L100 228L101 230H100V232H99V234H98V237L100 238V239H104V240H108V242H110L111 240L110 239H108V237L109 236H115V234H116V232L118 231H115L114 229ZM135 228V227H134ZM146 228V227H145ZM144 228V229H145ZM149 228V227H148ZM210 228H211V226H210ZM224 228H222L221 230H223ZM56 229H58V228H56ZM55 229V230H56ZM79 229V228H78ZM215 229V228H214ZM219 229V228H218ZM65 230V229H64ZM76 230V229H75ZM88 230V229H87ZM93 230V229H92ZM148 230V229H147ZM206 230H208V229H206ZM220 230V229H219ZM218 230V231H219ZM83 231V230H82ZM90 231V230H89ZM146 231V230H145ZM149 231H150V229H149ZM148 231V232H149ZM74 232V231H73ZM142 232V231H141ZM154 232V231H153ZM209 232V231H208ZM210 232H212V231H210ZM214 232V231H213ZM61 233V232H60ZM63 233V232H62ZM66 233V232H65ZM137 233H138V231H137ZM145 233V232H144ZM64 234V233H63ZM70 234V233H69ZM77 234V233H76ZM73 235V234H72ZM90 235V234H89ZM93 235V234H92ZM92 235H90V236H92ZM131 235V236H132ZM81 236V235H80ZM88 236V235H87ZM119 235H117V237H118ZM120 236H121V234H120ZM145 236V235H144ZM74 237V236H73ZM83 238H84V235H83ZM119 238V237H118ZM123 238V237H122ZM127 238H128V236H127ZM135 238V237H134ZM87 239H88V237H87ZM86 239V240H87ZM90 239V238H89ZM97 239V238H96ZM95 238H94V241L96 240ZM114 240L116 239V236L113 238ZM119 239H121V238H119ZM75 240V239H74ZM78 240V239H77ZM125 240V239H124ZM127 240H129V239H126V241ZM90 241H91V239H90ZM94 241H93V243L92 244H94ZM128 242V241H127ZM81 243H82V241H81ZM117 243V241L115 240V241H113L112 243L110 242V244L109 243H107L106 242V246L104 247L105 248V255L108 257V256H111V254H112V252H111V246L113 245V244H116ZM74 244V243H73ZM79 244H80V242H79ZM104 244H105V242H104ZM109 244V245H108ZM122 244V243H121ZM135 244V243H134ZM82 245V244H81ZM84 245V244H83ZM82 245V246H83ZM88 245V244H87ZM99 245V244H98ZM125 245V244H124ZM79 246V245H78ZM95 246V245H94ZM122 246V245H121ZM120 246V247H121ZM134 246V245H133ZM84 247V246H83ZM85 248V247H84ZM87 248V247H86ZM126 248V247H125ZM73 249H74V247H73ZM90 249V248H89ZM93 249V248H92ZM101 249V248H100ZM116 249V248H115ZM134 249H136V247L134 248ZM78 250V249H77ZM87 250V249H86ZM94 250V249H93ZM97 250V249H96ZM140 250V249H139ZM117 251V250H116ZM131 251V250H130ZM138 251V250H137ZM136 251V252H137ZM76 252V251H75ZM93 252V251H92ZM127 252H129V251H127ZM127 252H126V254H127ZM142 252L143 251H139V253H141L142 254ZM145 252V251H144ZM143 252V253H144ZM95 253V252H94ZM101 253V252H100ZM85 254V253H84ZM131 254V253H130ZM75 255H77V254H75ZM79 256H80V254H78ZM82 255V254H81ZM91 255V254H90ZM103 256V258H106V256ZM116 255V254H115ZM128 255V254H127ZM126 255V256H127ZM140 255V254H139ZM147 255V254H146ZM146 255L144 254V256H145V258H146ZM149 255V254H148ZM119 256V255H118ZM137 256H138V253H137ZM237 256H238V254H237ZM131 257V256H130ZM129 257V258H130ZM77 258V257H76ZM79 258V257H78ZM81 258V257H80ZM117 258V257H116ZM140 258V257H139ZM142 258H144V257H142ZM149 258V257H148ZM258 258V257H257ZM110 259V258H109ZM131 259L133 260V258L131 257ZM136 259H137V257H136ZM238 259V258H237Z\"/></svg>", "mask_w": 264, "mask_h": 264}]
</instances>
